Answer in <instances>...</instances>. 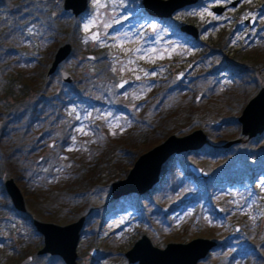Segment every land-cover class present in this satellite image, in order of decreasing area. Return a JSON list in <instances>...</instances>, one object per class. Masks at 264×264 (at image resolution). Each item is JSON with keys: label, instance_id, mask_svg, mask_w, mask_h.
<instances>
[{"label": "rangeland", "instance_id": "1", "mask_svg": "<svg viewBox=\"0 0 264 264\" xmlns=\"http://www.w3.org/2000/svg\"><path fill=\"white\" fill-rule=\"evenodd\" d=\"M62 3L0 0V264L26 254L29 264H64L35 254L42 235L30 220L79 216L80 264H136L124 252L142 234L158 247L214 240L203 264H264V130L247 137L236 120L264 86V0H192L157 18L141 0H88L77 15ZM183 24L196 35L179 31ZM64 42L70 52L48 74ZM124 78L132 80L116 88ZM195 128L207 139L200 151L170 156L150 189L111 196L140 153ZM187 163L208 178L187 175ZM6 178L19 188L24 219Z\"/></svg>", "mask_w": 264, "mask_h": 264}, {"label": "water", "instance_id": "2", "mask_svg": "<svg viewBox=\"0 0 264 264\" xmlns=\"http://www.w3.org/2000/svg\"><path fill=\"white\" fill-rule=\"evenodd\" d=\"M190 1L192 0H141L144 13L155 18L167 17ZM86 3L87 0H63L62 6L64 9H70L73 15H77L85 10ZM213 10L218 12L221 7H213ZM178 29L192 36L197 33L190 24L180 25ZM87 36L90 40H94L92 37H98V33L93 29L87 33ZM70 48L68 42L58 45L47 69L48 74L52 73L57 64L69 54ZM191 67L192 63L184 66L182 72H187ZM60 77L62 81H71V76L67 71L60 70ZM182 77L181 71L173 75L174 80ZM129 80L127 78L118 80L115 83L116 88L127 84ZM198 97L199 95H196L195 98L198 99ZM236 120L240 124V133L247 137L254 136L264 130V86L259 87L244 103ZM206 141L205 133L200 128H195L182 135L168 134L160 142L140 153L123 179L111 183V196L117 197L131 191L142 193L150 189L158 180L161 164L169 156L182 151L188 153L200 151ZM238 141L239 139L228 140L223 146ZM186 168L191 175L198 179H205L209 176L205 170L193 163H187ZM3 187L12 207L16 211H25L22 195L13 180L6 178L3 181ZM214 209L216 212L221 210L219 205H215ZM82 221L83 216L62 225L32 219L31 222L35 230L42 235V245L37 253L57 254L64 264H80L76 261L75 248ZM237 229L238 226L235 225L234 230L237 231ZM216 247L217 243L206 237H193L184 242L168 241L163 247H158L153 245L145 234H142L124 252V255L127 262H136V264H197L201 257ZM90 255H94L93 248L90 250ZM29 258L26 256L17 264H25Z\"/></svg>", "mask_w": 264, "mask_h": 264}, {"label": "flooded vegetation", "instance_id": "3", "mask_svg": "<svg viewBox=\"0 0 264 264\" xmlns=\"http://www.w3.org/2000/svg\"><path fill=\"white\" fill-rule=\"evenodd\" d=\"M127 79H130V78H127ZM131 80L132 79H130L129 80V82L128 83H130L131 82ZM17 216L19 217V218H21V219H24L27 215L24 213V211H22V212H20V211H17ZM28 220V219H27ZM32 220V219H31ZM31 220H30V223L32 224V222H31ZM217 243V242H216ZM217 247H218V243H217ZM40 248V247H39ZM38 248V249H39ZM37 249V250H38ZM215 249V248H214ZM37 250L35 251V254H38L37 253ZM213 250V249H212ZM212 250H210V251H212ZM210 251H208V252H210ZM208 252L203 256V257H201L198 261H197V264H203L202 262H203V259H205V258H207L208 257ZM26 256H29L31 259H32V257H31V255H29V254H26L24 257H26ZM24 257H22L21 259H19L18 261H16L14 264H17L18 262H20ZM30 259H29V261L27 262V263H25V264H29L30 263ZM209 264V263H208ZM212 264H225L224 263V261L222 260V259H217V260H215L214 261V263H212Z\"/></svg>", "mask_w": 264, "mask_h": 264}, {"label": "snow or ice", "instance_id": "4", "mask_svg": "<svg viewBox=\"0 0 264 264\" xmlns=\"http://www.w3.org/2000/svg\"><path fill=\"white\" fill-rule=\"evenodd\" d=\"M92 38H93V39H97L98 37H96V36H93ZM136 51H139V49H137ZM113 71H115V69H113ZM137 78H139V77H137ZM78 131H80L81 133H83V134L87 135V133H86V132H84V129H83V128L79 129ZM262 187H264V186H262ZM29 259H31V258H29Z\"/></svg>", "mask_w": 264, "mask_h": 264}, {"label": "trees", "instance_id": "5", "mask_svg": "<svg viewBox=\"0 0 264 264\" xmlns=\"http://www.w3.org/2000/svg\"><path fill=\"white\" fill-rule=\"evenodd\" d=\"M261 87V86H260ZM173 112V111H172ZM172 156V155H171ZM185 172H187V175H190L189 173H188V171H187V168H186V170H185Z\"/></svg>", "mask_w": 264, "mask_h": 264}, {"label": "bare ground", "instance_id": "6", "mask_svg": "<svg viewBox=\"0 0 264 264\" xmlns=\"http://www.w3.org/2000/svg\"><path fill=\"white\" fill-rule=\"evenodd\" d=\"M87 2H88V0H87ZM109 227H110V225L109 224H107V228L109 229Z\"/></svg>", "mask_w": 264, "mask_h": 264}]
</instances>
